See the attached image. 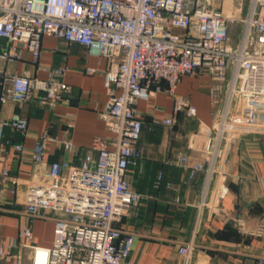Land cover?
Wrapping results in <instances>:
<instances>
[{
	"label": "built area",
	"instance_id": "built-area-1",
	"mask_svg": "<svg viewBox=\"0 0 264 264\" xmlns=\"http://www.w3.org/2000/svg\"><path fill=\"white\" fill-rule=\"evenodd\" d=\"M237 1L239 11L246 14L239 20V42L232 44L230 23L235 19L226 17L214 0H0V61L21 60L22 49L14 45H22L36 63L43 37L52 36L83 45L90 55L106 57L113 64L105 74L109 98L102 118L116 135V145L109 148L96 139L92 146L96 156L89 152L78 165L67 161L46 165L52 142L67 152L75 151L71 140L59 141L48 129L31 151L32 161L45 170L37 171L40 178L25 191L29 222L22 225L18 243L30 249V264L40 260L43 264H136L131 258L136 237L121 225L144 199L128 179L129 169L142 157L138 144L143 116L137 106L167 92L175 98L174 115L165 118L163 125L173 127L181 111L196 117L197 108L176 93L184 76L208 75L225 86L222 110L210 134L196 137L207 163L189 164L186 156L179 161L189 169L191 179L199 172L209 174L202 202L206 204L212 175L218 173L227 147L258 125L257 112L264 110V0ZM3 41L11 48L2 49ZM65 72L58 69L40 80L0 69V104L36 100L55 108L70 91L62 80ZM7 130L26 137L28 121L16 113L5 117L0 110V146L23 153L24 146L14 144ZM193 146L197 148V141ZM2 177L9 179L10 170L4 169ZM221 180L215 195L223 198L228 189L225 178ZM163 186L160 173L155 188ZM166 187L177 190L171 183ZM48 213L55 222L53 244L34 246L30 222L47 218ZM263 232L260 224L254 234ZM192 250V243L179 248L185 264ZM7 258L24 264L10 246L0 247V264ZM257 264H264V257Z\"/></svg>",
	"mask_w": 264,
	"mask_h": 264
},
{
	"label": "crops",
	"instance_id": "crops-1",
	"mask_svg": "<svg viewBox=\"0 0 264 264\" xmlns=\"http://www.w3.org/2000/svg\"><path fill=\"white\" fill-rule=\"evenodd\" d=\"M2 45V49L11 48L6 41ZM14 46L22 49V59L12 64L1 60L0 69L47 80L52 72L65 68L62 80L70 87L55 108L36 100L0 104L5 117L16 113L28 121L26 137L6 131L14 144L24 146L23 153L11 146H0V247L10 246L13 254L22 256L24 264H30V249L18 243L22 225L29 222L25 191L40 178L37 171L45 170V166L32 161L31 151L48 129L59 141L71 140L75 151L67 152L52 142L45 156L46 165L63 161L78 165L92 152L96 139L103 140L109 148L116 145V135L102 118L109 98L105 74L113 69V64L106 57L90 55L83 45L52 36L43 37L36 63L22 45ZM89 69L96 72L91 74ZM162 86L167 88L166 83ZM176 93L188 99L198 112L196 117H189L185 111L177 113L173 127L162 124L174 115L175 98L169 93L161 92L137 106L143 116L138 144L142 157L129 169L128 179L144 199L121 225L136 237L131 258L136 264H185L179 248L192 243L188 264H257L258 258L264 257V232L261 236L254 234L260 224L264 226V110L257 112L258 125L244 131L238 141L227 147L218 173L212 175L203 206L209 174L199 172L191 179L189 169L179 161L186 156L189 164L207 163L201 140L196 137L210 134L222 110L225 86L208 75L184 76ZM92 154L96 156L97 152ZM4 169L10 170L7 180L2 177ZM160 173L164 186L158 190L155 182ZM221 178H225L228 189L223 198L215 195L221 188ZM167 183L177 190L168 189ZM15 189L17 194L12 193ZM47 215L30 222L34 246L50 248L53 244L55 222L50 213ZM2 264H14V259L7 258Z\"/></svg>",
	"mask_w": 264,
	"mask_h": 264
},
{
	"label": "rangeland",
	"instance_id": "rangeland-1",
	"mask_svg": "<svg viewBox=\"0 0 264 264\" xmlns=\"http://www.w3.org/2000/svg\"><path fill=\"white\" fill-rule=\"evenodd\" d=\"M215 3L223 10L224 15L230 19H235L230 23V38L232 44L239 42L238 34L241 32L239 20L245 17L246 11H239L237 0H214Z\"/></svg>",
	"mask_w": 264,
	"mask_h": 264
},
{
	"label": "water",
	"instance_id": "water-1",
	"mask_svg": "<svg viewBox=\"0 0 264 264\" xmlns=\"http://www.w3.org/2000/svg\"><path fill=\"white\" fill-rule=\"evenodd\" d=\"M75 93H76V91H75Z\"/></svg>",
	"mask_w": 264,
	"mask_h": 264
}]
</instances>
